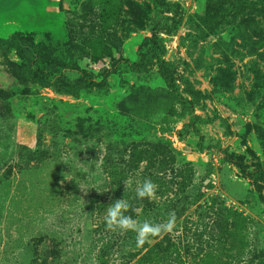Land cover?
<instances>
[{
	"label": "rangeland",
	"instance_id": "374dc122",
	"mask_svg": "<svg viewBox=\"0 0 264 264\" xmlns=\"http://www.w3.org/2000/svg\"><path fill=\"white\" fill-rule=\"evenodd\" d=\"M14 1L0 16V38L17 34L63 74L58 91L32 80L17 48L0 53V264H159L157 242L176 246L174 264H240L254 249L264 259L261 172L247 176L224 156L264 169V11L232 8L239 0ZM153 32L177 92L155 60L139 72L119 62L137 59ZM142 141L167 144L175 159L149 154L117 194L108 147ZM160 165H168L163 180L149 178L154 197L136 198ZM184 195L174 230L142 247L134 231L106 228L117 199L131 205L125 215L161 223L168 214L154 218L151 209ZM221 205L246 219L212 231Z\"/></svg>",
	"mask_w": 264,
	"mask_h": 264
},
{
	"label": "trees",
	"instance_id": "16d2710c",
	"mask_svg": "<svg viewBox=\"0 0 264 264\" xmlns=\"http://www.w3.org/2000/svg\"><path fill=\"white\" fill-rule=\"evenodd\" d=\"M257 9L258 11H264V0H239L237 1L232 8H246ZM230 8V12L232 11ZM4 44L11 47H15L24 53L28 59L30 60L32 70L30 72L31 78L34 81L45 80L48 82L54 89L61 91L62 86L60 83L55 81L58 76L63 74V69L59 66L51 63V62H41V58L37 55L31 47L26 44H23L20 38L5 40ZM152 60L156 61L158 67V74L162 78V80L166 83V85L174 92L178 91V83L177 77L175 74L174 68L165 60L162 54V46L159 40V36L156 32H153L151 35L144 37L141 44L139 45L137 59L135 60H121L119 62H124L128 69L132 72L141 71L149 62ZM87 85H95L96 80L88 77L87 75H81ZM187 103L191 104L190 99H184ZM192 125V124H191ZM198 132L197 129H195ZM32 155H35L37 151L35 149H29ZM152 154L154 158H162V161L165 163L173 162L175 157L171 150V148L162 142H152V141H142V142H133L130 145L125 147H119L117 143H113L108 147V151L104 158V165L111 171L113 174V190L115 193H120L124 190V181L128 180L130 174L133 173L138 167L139 162L148 158V155ZM225 158L227 161L235 164L238 169L245 175L254 177L261 172V178L264 181V169H257L249 171L246 167L245 163L240 159L228 153H225ZM168 165H160L157 167L158 169L152 171H148L145 174V178H152L157 182H161L163 180V175L166 172V168ZM187 196L175 200L170 201L163 205L162 207H155L151 209L152 217L158 218L160 216H165L169 214L171 211H175L176 220H179L186 209V201ZM245 220L246 217L241 213L227 207L226 205L219 206L213 213L212 220V231L217 229H226L228 222H232L234 225L239 224L238 219ZM231 218V221L229 220ZM113 236L115 233L112 231ZM156 250L159 253V264H174L177 253V248L174 244L169 243L166 245H162L160 242L154 243ZM176 252V253H175ZM181 260V259H180ZM183 261V260H182ZM217 262V261H216ZM184 263V262H182ZM209 261L204 260L203 262H199L198 264H208ZM213 264H219L214 263ZM240 264H264V259H260L258 257L257 250L254 249L252 253L243 260Z\"/></svg>",
	"mask_w": 264,
	"mask_h": 264
},
{
	"label": "clouds",
	"instance_id": "9594fccd",
	"mask_svg": "<svg viewBox=\"0 0 264 264\" xmlns=\"http://www.w3.org/2000/svg\"><path fill=\"white\" fill-rule=\"evenodd\" d=\"M125 188L129 185V181H124ZM157 185L149 178H145L136 186V198L151 199L157 191ZM131 208V205L124 198L115 200L107 208L104 217L106 228L110 231H134L136 233V247H142L150 237H160L165 233H171L176 226L175 211L168 214V218L161 223H153L150 221L138 222L130 215L125 213Z\"/></svg>",
	"mask_w": 264,
	"mask_h": 264
},
{
	"label": "flooded vegetation",
	"instance_id": "af4514ba",
	"mask_svg": "<svg viewBox=\"0 0 264 264\" xmlns=\"http://www.w3.org/2000/svg\"><path fill=\"white\" fill-rule=\"evenodd\" d=\"M17 5L14 0H0V16L5 13L15 11ZM18 38V35L15 33H10L7 38H0V53H3L4 50L7 51L9 48L4 44L5 40H11Z\"/></svg>",
	"mask_w": 264,
	"mask_h": 264
}]
</instances>
